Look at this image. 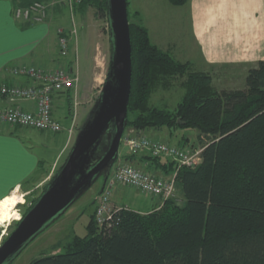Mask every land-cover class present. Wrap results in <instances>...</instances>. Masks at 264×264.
Segmentation results:
<instances>
[{"label":"trees","instance_id":"16d2710c","mask_svg":"<svg viewBox=\"0 0 264 264\" xmlns=\"http://www.w3.org/2000/svg\"><path fill=\"white\" fill-rule=\"evenodd\" d=\"M167 1L173 6L190 2ZM88 6L107 18L106 0H82L78 9ZM129 21L127 126L138 131L196 129L201 162L178 170L176 185L184 203L169 198L149 212L128 207L102 227L92 214L85 236L75 235L65 251L30 264H264V60L248 69L245 89L219 90L210 74L193 71L191 62L153 43L139 11H129ZM178 76L186 78L176 108L151 106L154 89ZM106 146L103 141L98 157ZM147 155L139 160L148 162L150 170L169 175L177 168L170 158Z\"/></svg>","mask_w":264,"mask_h":264},{"label":"rangeland","instance_id":"374dc122","mask_svg":"<svg viewBox=\"0 0 264 264\" xmlns=\"http://www.w3.org/2000/svg\"><path fill=\"white\" fill-rule=\"evenodd\" d=\"M35 1H40L47 6L46 19L49 18L50 12L55 6H64V28H72V18L74 17V21L78 28L79 73L81 76L78 91L81 90V92L77 97L78 92L75 93L74 91H66L64 94L67 95L68 99L62 98L56 103L57 110L55 111V115L57 119L62 121L66 127L69 126L72 118L75 117V132L71 138L70 146L59 158L57 168L53 175L50 176V173L47 176H43L42 174L34 176L30 181L31 183L29 186L26 187L28 188L26 189L28 192L25 196H23L24 190H22V192L10 195L11 198L10 196H7L8 198L6 197L0 202V236L3 231L6 230V235L3 237V241L14 230L17 222L19 221L18 219L20 217L22 218L27 212L32 200L37 198L43 192L50 179L56 174L67 159L80 128L99 100L111 60L108 20L107 18L97 17L96 8L88 6L87 8H84V10H80L78 9L81 4L80 3L74 11L70 10L69 5L67 6L60 3L62 0H33V2ZM127 1L130 13L133 15L136 11L140 12V15L143 17L144 24L149 29L152 42L161 49L169 52L179 61L191 62L193 71L210 74L213 79L214 87L219 90H236L246 88V76L248 73L247 68H222L216 66L207 67L203 65V59L199 53V49L194 44L192 39L185 7L173 6L167 0ZM95 21L98 26L94 24ZM91 29L94 32L90 33L92 35H89V31ZM98 29L102 33L103 39L98 38L99 44L98 47L95 48V40L97 37L95 32H97ZM89 36H91V39ZM185 78L186 77L180 76L171 78L166 84L156 87L150 98L151 106L163 107L171 110L176 108L178 102L182 99L185 93V86L183 83ZM21 129V134L31 143L33 142L34 144H37L38 147H36V149L42 152L47 150L49 157L59 153L67 136L66 133H62V136H64L63 141L60 146H56L53 134L50 132H42L29 128ZM144 130H146V133H140L148 136L149 138H151L149 135L152 134L154 130H161L167 135L168 133H173L174 135L170 139L157 138V140L171 145H180V140L183 141V139H186L189 144H193L195 147L199 146L196 133L198 131L196 129H170L163 127L159 129L148 128ZM137 133H139V131L132 126H126L123 136H133L137 135ZM175 134L177 135L175 136ZM110 138L111 128L106 132L102 142H109ZM46 145H49L50 147L44 148ZM107 148L108 146L105 147L104 151H106ZM97 153L96 156L98 155ZM102 153L99 152V155ZM130 154L132 153L128 150L125 140L121 139L116 161L128 162L137 168L148 171L144 166L148 163L139 160L141 157L148 156L146 153L139 152L132 154L135 157L133 161L126 159V157ZM51 165L52 162L47 163L45 167L50 168ZM102 181L103 175L97 179L91 188L85 191L72 205H70L59 218H57L49 227L41 232L11 264H30L35 258L63 252L65 251L64 245L69 242L72 237L75 235L85 236L87 234V224L89 223L92 214L95 220L97 201L98 196L101 193L99 191L101 190ZM135 192L138 194L140 202L149 200L148 196L150 195L142 193L141 191ZM120 197H118V199H120ZM173 198L180 204L185 201L183 193L178 185H176L175 196ZM122 201L124 202L125 199L122 198ZM12 204L15 205V208L13 209L10 208ZM133 207L135 210L140 209L139 204Z\"/></svg>","mask_w":264,"mask_h":264},{"label":"crops","instance_id":"0c3cea01","mask_svg":"<svg viewBox=\"0 0 264 264\" xmlns=\"http://www.w3.org/2000/svg\"><path fill=\"white\" fill-rule=\"evenodd\" d=\"M31 2L33 0H0V87L2 84L11 85L24 81L23 78L5 71L7 66L12 65L32 64L46 70H56L68 64L80 76L78 38L72 39V49L66 58H61L59 53V30L71 29L64 28V6H55L49 18L43 22L17 18L16 8L24 7ZM183 7L186 9L192 39L199 49L203 65L249 69L253 64L264 60V0H190ZM96 23L95 21L94 24L97 25ZM93 32L91 29L89 35ZM95 33L97 34L95 48H97L98 38L103 39V35L99 29ZM89 37L91 39V36ZM77 92L78 97L81 90ZM62 98L68 99L66 94H59L55 101L56 110V103ZM17 103L27 110L34 109L29 101ZM9 104L11 101L0 93V108ZM21 130L18 127L0 124V202L22 190L26 194L28 192L26 187L34 176L41 174L47 176L50 173L52 176L59 158L71 143L66 130L60 133L50 132L53 134L56 146H60L63 141L62 133H66L67 136L59 153L49 157L47 150L42 152L36 149L38 145L28 141L21 134ZM140 132L146 133V130ZM196 133L198 136V132ZM173 135V133L167 135L161 130H154L149 136L152 139H170ZM181 143L188 144L186 139L180 140V145ZM49 147V145L44 146V148ZM51 162L50 168L45 167ZM144 166L148 171L150 170L149 164ZM150 172L159 176H168L160 170L153 169ZM103 185L104 179L100 191ZM133 189L117 185L111 197L112 202L118 206H128L133 210H135L133 206L139 204L140 209L137 211L140 212H149L162 205V199L154 196H148L149 200L140 202L135 192L140 190ZM122 198L125 199L124 202Z\"/></svg>","mask_w":264,"mask_h":264},{"label":"water","instance_id":"95a60500","mask_svg":"<svg viewBox=\"0 0 264 264\" xmlns=\"http://www.w3.org/2000/svg\"><path fill=\"white\" fill-rule=\"evenodd\" d=\"M106 1L111 60L99 100L80 128L63 165L0 245V264H11L102 175L105 185L116 162L128 119L132 44L128 1ZM110 128L108 148L97 157L98 148Z\"/></svg>","mask_w":264,"mask_h":264},{"label":"built area","instance_id":"2783aa9c","mask_svg":"<svg viewBox=\"0 0 264 264\" xmlns=\"http://www.w3.org/2000/svg\"><path fill=\"white\" fill-rule=\"evenodd\" d=\"M82 0H62L60 3L69 5L70 10L77 8ZM47 6L35 1L27 6L18 7L15 10L17 18L26 21L43 22L46 20ZM78 28L72 18V28L68 31L63 29L58 33V47L61 58H66L72 49V39L77 38ZM5 71L14 76L24 79L23 82L14 84H2L0 93L7 97L11 104L0 108V124L29 128L38 131L60 133L68 132L69 139L75 132V117L66 127L55 115V101L59 94L66 91L77 93L80 83V76L74 72L68 64L56 70H46L37 65H12L7 66ZM29 101L33 104V110H27L17 102ZM142 131V130H141ZM125 137V138H124ZM128 150L132 154L144 152L155 157L170 158L176 163V170L167 177L159 176L152 172L140 169L128 162L116 161L111 173L98 196L95 221L102 227L113 215L128 206H118L112 202V193L117 185L140 190L150 196L159 197L162 201L173 198L176 190V177L181 167L195 168L201 162V146L193 144L171 145L169 143L149 138L146 135L137 133L133 136H122ZM25 196V194H23ZM21 217L18 219L20 220ZM6 230L0 236V245Z\"/></svg>","mask_w":264,"mask_h":264},{"label":"bare ground","instance_id":"6f19581e","mask_svg":"<svg viewBox=\"0 0 264 264\" xmlns=\"http://www.w3.org/2000/svg\"><path fill=\"white\" fill-rule=\"evenodd\" d=\"M100 192H101V191H100ZM14 197H15V198H17L16 196H14ZM4 199H5V198H4ZM17 201L19 202V200H18V199H17ZM10 208H11V209L15 208V205H14V204H12V205L10 206ZM16 211H17V210H16ZM15 213H16V212H15ZM15 213H14V214H15ZM14 214H13V215H14Z\"/></svg>","mask_w":264,"mask_h":264}]
</instances>
